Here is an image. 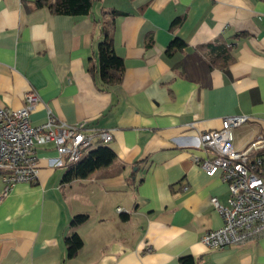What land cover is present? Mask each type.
<instances>
[{"label":"crops","instance_id":"0c3cea01","mask_svg":"<svg viewBox=\"0 0 264 264\" xmlns=\"http://www.w3.org/2000/svg\"><path fill=\"white\" fill-rule=\"evenodd\" d=\"M33 1L0 0V107L17 110L35 90L32 125L50 111L88 131L111 130L105 146L115 159L62 183L66 169L49 162L54 148H36V180L0 202V264H264V236L223 249L202 244L223 224L210 200L225 206L228 191L219 174L193 163L209 157L200 134L226 116L252 118L234 131L235 149L264 135V0H96L80 17L31 9ZM112 15L124 70L120 85L105 89L96 50ZM173 39L185 48L167 55ZM223 47L232 60L211 65ZM79 214L88 219L72 228ZM74 233L83 244L69 258Z\"/></svg>","mask_w":264,"mask_h":264},{"label":"built area","instance_id":"2783aa9c","mask_svg":"<svg viewBox=\"0 0 264 264\" xmlns=\"http://www.w3.org/2000/svg\"><path fill=\"white\" fill-rule=\"evenodd\" d=\"M40 103L37 92L29 90L19 109L0 107V202L16 184L36 180V148L52 146L56 157L49 160L50 165L67 169L98 145L112 141L111 130L88 131L85 124H67L50 111L43 123L32 125L29 115ZM251 120L247 115L226 116L219 129L199 136L200 147L209 157L193 158V163L209 177L219 174L228 191L225 206L215 198L210 200L223 224L203 235L202 244L209 250L243 246L264 236V135H258L241 150L233 146L234 131ZM116 211L123 212L121 208Z\"/></svg>","mask_w":264,"mask_h":264},{"label":"trees","instance_id":"16d2710c","mask_svg":"<svg viewBox=\"0 0 264 264\" xmlns=\"http://www.w3.org/2000/svg\"><path fill=\"white\" fill-rule=\"evenodd\" d=\"M96 0H34L31 9L46 8L51 14L63 15L69 17L87 16L90 14L93 3ZM31 9H27L28 11ZM117 15V14H116ZM179 23V19L172 22V25ZM112 19L107 27L102 29L103 41L97 46V72L95 79L98 80L101 87L105 89L120 85L123 78L124 65L120 57L114 51L113 41L111 37ZM212 44H208L206 48H212ZM185 48V43L179 39H173L167 48V55L172 53L182 52ZM222 51L217 53L216 57L209 59L211 65L215 59H222V66H225L232 60L230 49L227 47L221 48ZM115 155L111 149L105 145L97 146L95 149L89 151L86 157L80 162L67 168L62 177V183H70L74 180L85 179L95 170L107 167L112 164ZM88 219L86 214H79L72 218L70 226L76 228L84 224ZM82 239L78 234L74 233L66 239V248L69 258L76 256L82 247ZM180 264H193L191 257L181 258Z\"/></svg>","mask_w":264,"mask_h":264}]
</instances>
